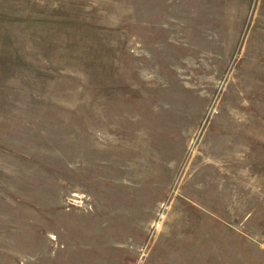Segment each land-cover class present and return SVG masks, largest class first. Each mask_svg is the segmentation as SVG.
Wrapping results in <instances>:
<instances>
[{
    "label": "rangeland",
    "instance_id": "374dc122",
    "mask_svg": "<svg viewBox=\"0 0 264 264\" xmlns=\"http://www.w3.org/2000/svg\"><path fill=\"white\" fill-rule=\"evenodd\" d=\"M0 264H264V0H0Z\"/></svg>",
    "mask_w": 264,
    "mask_h": 264
}]
</instances>
